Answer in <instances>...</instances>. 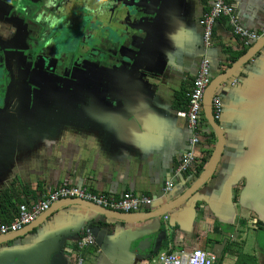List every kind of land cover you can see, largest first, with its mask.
<instances>
[{
    "label": "crops",
    "instance_id": "obj_1",
    "mask_svg": "<svg viewBox=\"0 0 264 264\" xmlns=\"http://www.w3.org/2000/svg\"><path fill=\"white\" fill-rule=\"evenodd\" d=\"M11 1L0 0V224L12 223L19 205L37 203L64 183L116 200L127 192L162 196L189 149L192 132L179 113L187 110L200 71L199 21L213 0H158L156 24L129 22L109 62L83 70L77 64L76 80L52 77L49 60L28 58L29 41L45 27L21 22ZM97 1L61 0L45 26L63 31L68 23L76 30L83 14L78 3ZM228 3L244 29L264 36V0ZM49 45L50 54L62 52ZM245 49L229 20L220 18L208 52L212 80ZM214 93L223 103L224 151L213 177L190 200L142 222L61 200L16 235L0 237V264H151L152 257L180 249L214 253L225 241L216 264H264V47ZM203 118L198 157H209L206 170L218 138ZM204 172L178 176L171 195L142 213L168 206ZM87 232L95 244L81 251ZM142 238L152 240L145 259L131 248Z\"/></svg>",
    "mask_w": 264,
    "mask_h": 264
},
{
    "label": "built area",
    "instance_id": "obj_2",
    "mask_svg": "<svg viewBox=\"0 0 264 264\" xmlns=\"http://www.w3.org/2000/svg\"><path fill=\"white\" fill-rule=\"evenodd\" d=\"M225 17L229 20L234 34L239 39L241 45L248 49L260 36L247 29H244L234 12L233 7L228 0H213L211 9L203 15L199 24L203 28V56L200 64V71L197 78L193 82V86L188 93V108L185 112L179 113V116L187 119L192 137L189 140V149L182 157L179 165L174 171L171 179L166 182L162 196L154 198L147 195H135L133 193H125L124 196L116 200L106 194H97L87 188H77L68 183L48 189L39 199L37 203L21 204L18 207V213L12 223L0 224V237L9 234H15L26 227L35 223L39 216L48 211L55 203L61 200L78 199L87 201L90 204L97 205L110 211L120 213H142L148 211L157 200H162L171 195L174 188L175 179L178 176L194 171L198 166V147L202 140L201 122L204 119L203 100L207 87L212 81L211 63L208 52L213 46L214 27L217 21ZM237 83V81H235ZM222 99L220 96L213 98V113L215 120H219L223 113ZM83 236L80 240L79 249L86 250L95 244V238L90 233ZM83 259L79 260V264H83ZM217 256L214 253H208L204 250L197 249L188 251L180 249L161 253L151 258V264H216Z\"/></svg>",
    "mask_w": 264,
    "mask_h": 264
},
{
    "label": "water",
    "instance_id": "obj_3",
    "mask_svg": "<svg viewBox=\"0 0 264 264\" xmlns=\"http://www.w3.org/2000/svg\"><path fill=\"white\" fill-rule=\"evenodd\" d=\"M60 2L61 0H59V3L58 0H22L21 2L17 0L16 5L8 6L12 12H15V10L17 11L18 19L21 22L33 23L40 27V29L45 27V29H43L45 31L42 32L39 30L40 33L38 36L32 37L29 41L27 50H30L28 58L31 61H38V59L43 56L48 57L45 54H47V50H49V42L46 39L49 37V27L45 26L44 20L46 18L49 19V13H55V10L52 8V6L55 3L60 4ZM157 2L158 0H98L94 4L88 2L78 3V6L82 8L83 12L81 15L82 23L89 24L88 29L90 31L89 33L93 35L92 37H97L101 43L106 44L108 41L112 44H115L120 39L126 38L128 36L126 26L129 22H138L141 24L142 22L150 21L151 19L155 23L156 18L151 17V15L156 14V11L158 10L156 7ZM127 3H129V6ZM58 6L60 7V5ZM83 27L85 28L86 26ZM263 47L264 36L259 38L249 48L247 53L244 54V56H242L236 63H234L229 70L213 79L207 87L203 100V108L206 118L217 134V148L205 172L180 198L173 201L168 206L151 213H120L110 211L92 203L90 204L87 201L78 199H67L64 200V202L68 203V205H85L106 218L118 219L127 222H142L144 220L165 216L173 209L190 200L193 195L197 193L213 177L224 151L225 136L220 124L217 120H215L213 113L214 92L222 82H225L226 79L233 75L243 65L252 60L256 54L262 50ZM70 69L71 67L66 69L62 79L76 80L75 75L78 74V71H70ZM16 234L17 233L9 235ZM226 243L227 241H225L222 245L220 244V246H218L214 251L217 259L221 257ZM151 244L152 240L149 238H142L140 239L139 243L133 242L131 244V248L133 249V252L136 251L138 254L143 253L142 258L145 259L151 255L150 252H148ZM153 246L155 248V252H157V241H154Z\"/></svg>",
    "mask_w": 264,
    "mask_h": 264
},
{
    "label": "flooded vegetation",
    "instance_id": "obj_4",
    "mask_svg": "<svg viewBox=\"0 0 264 264\" xmlns=\"http://www.w3.org/2000/svg\"><path fill=\"white\" fill-rule=\"evenodd\" d=\"M17 4V0L11 1ZM10 3V4H11ZM89 24H80L76 28V33H78L79 44L77 43V49L73 52H60L58 54H50V50L55 48L50 47L49 45V57H41L46 60H49V74L55 78L60 79L63 77L66 69L71 67L70 71L78 64L79 69H85L84 64H94V62L105 61L109 62L111 56V48L113 44L111 42L101 43L97 37H92L88 29ZM83 26H86L85 28ZM86 40V41H85ZM105 55L104 57H102ZM219 121V120H218Z\"/></svg>",
    "mask_w": 264,
    "mask_h": 264
},
{
    "label": "rangeland",
    "instance_id": "obj_5",
    "mask_svg": "<svg viewBox=\"0 0 264 264\" xmlns=\"http://www.w3.org/2000/svg\"><path fill=\"white\" fill-rule=\"evenodd\" d=\"M18 1L21 2L22 0ZM62 26L64 29L63 31L59 30V28L55 29L52 26L49 27V37L46 39L49 41V43L53 41L57 50L71 53L77 49V43L79 44L80 42L78 33H76V30L71 28L70 24L68 23L63 24ZM104 56L105 55L102 57Z\"/></svg>",
    "mask_w": 264,
    "mask_h": 264
},
{
    "label": "trees",
    "instance_id": "obj_6",
    "mask_svg": "<svg viewBox=\"0 0 264 264\" xmlns=\"http://www.w3.org/2000/svg\"><path fill=\"white\" fill-rule=\"evenodd\" d=\"M246 51H247V49H245L244 51H243V55L246 53ZM187 100H188V103H189V99L187 98ZM187 108H188V104H187ZM186 108V109H187ZM213 133L215 134V136L217 137V135H216V133H215V131H213ZM209 162V157H205V158H203L202 159V161L198 164V166L196 167V172H197V174L198 175H200L202 172H204V170H205V167H206V165H207V163ZM2 204V203H1ZM3 205V204H2ZM4 211V210H3ZM217 262H220V259L217 261Z\"/></svg>",
    "mask_w": 264,
    "mask_h": 264
}]
</instances>
